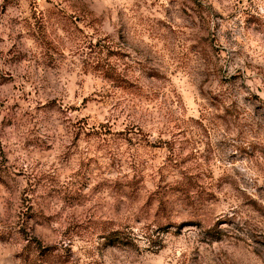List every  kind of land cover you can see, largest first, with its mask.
I'll return each mask as SVG.
<instances>
[{"label":"clouds","instance_id":"clouds-1","mask_svg":"<svg viewBox=\"0 0 264 264\" xmlns=\"http://www.w3.org/2000/svg\"><path fill=\"white\" fill-rule=\"evenodd\" d=\"M0 264H264V0H0Z\"/></svg>","mask_w":264,"mask_h":264}]
</instances>
